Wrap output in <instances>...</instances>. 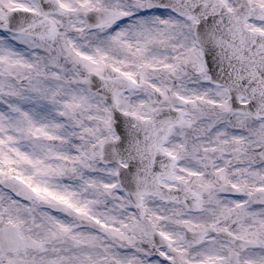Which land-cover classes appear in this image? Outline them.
<instances>
[{
	"label": "snow or ice",
	"instance_id": "6c2138e0",
	"mask_svg": "<svg viewBox=\"0 0 264 264\" xmlns=\"http://www.w3.org/2000/svg\"><path fill=\"white\" fill-rule=\"evenodd\" d=\"M0 264H264V0H0Z\"/></svg>",
	"mask_w": 264,
	"mask_h": 264
}]
</instances>
